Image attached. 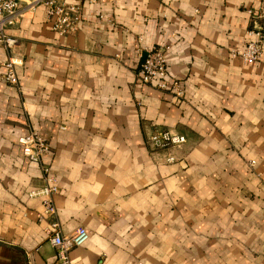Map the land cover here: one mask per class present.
I'll return each mask as SVG.
<instances>
[{
    "label": "crops",
    "instance_id": "1",
    "mask_svg": "<svg viewBox=\"0 0 264 264\" xmlns=\"http://www.w3.org/2000/svg\"><path fill=\"white\" fill-rule=\"evenodd\" d=\"M67 1L72 32L41 4L4 29L0 72L13 57L16 83L0 77V264H59L28 192L44 183L17 140L28 129L48 143L61 232L88 233L70 264H264V40L257 60L229 54L264 26V0ZM151 45L181 97L136 79ZM164 128L185 136L169 162L144 142Z\"/></svg>",
    "mask_w": 264,
    "mask_h": 264
},
{
    "label": "built area",
    "instance_id": "2",
    "mask_svg": "<svg viewBox=\"0 0 264 264\" xmlns=\"http://www.w3.org/2000/svg\"><path fill=\"white\" fill-rule=\"evenodd\" d=\"M21 0H0V46L9 50L15 38L4 31L6 27L16 23L22 16L30 15L36 5L41 4L45 19L52 30L58 34L74 31L80 20V4L77 1L67 0H27L23 5ZM249 11V10H248ZM250 37L242 46L229 50L231 57H239L242 61L257 60L262 51L264 40V26L255 25L247 29ZM165 48L162 45H151L144 49L136 72V79L160 90L171 92L175 97H181L183 88L176 77H171L166 71ZM16 60L7 56L1 65L3 70L0 77L8 83H16L14 64ZM21 153L37 162L44 183L38 189H30V194L41 195V210L37 219H47L43 230L48 240L55 248L56 260L59 264H70L68 250L70 247L83 243L88 233L82 226L71 233H62L59 222L55 218L53 193L57 190L53 176L48 171V165L42 161V155L48 151V143L42 135L33 129H28L17 138ZM185 140L184 134L170 128L153 130L145 136L144 142L154 150L163 151V160L166 162L175 159L171 149L179 146ZM252 161V160H251Z\"/></svg>",
    "mask_w": 264,
    "mask_h": 264
}]
</instances>
